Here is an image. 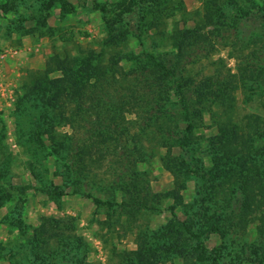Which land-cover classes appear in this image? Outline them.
Wrapping results in <instances>:
<instances>
[{
  "label": "rangeland",
  "instance_id": "obj_1",
  "mask_svg": "<svg viewBox=\"0 0 264 264\" xmlns=\"http://www.w3.org/2000/svg\"><path fill=\"white\" fill-rule=\"evenodd\" d=\"M151 1L0 0V264H259L246 249L261 239L257 211L243 212L235 178L213 182L209 170L229 172L217 121L243 133L264 123V0ZM197 35L205 40L173 46ZM50 58L68 59V81L25 96ZM155 62L174 71L173 89L189 84L187 102L204 80L229 101L201 114L189 147L141 132L151 80L141 69ZM243 148L264 179V134ZM175 178L180 199L157 198L159 212L134 199L165 195ZM208 181L221 184L203 191Z\"/></svg>",
  "mask_w": 264,
  "mask_h": 264
},
{
  "label": "trees",
  "instance_id": "obj_2",
  "mask_svg": "<svg viewBox=\"0 0 264 264\" xmlns=\"http://www.w3.org/2000/svg\"><path fill=\"white\" fill-rule=\"evenodd\" d=\"M151 2H154L153 0ZM264 2V1H263ZM101 12L104 14H108V12L104 9V7H100ZM210 11H205V16H210ZM205 40V36L197 35L192 37L184 36H174L172 38L173 46L178 50L187 43V45H196L198 42H203ZM185 41V42H184ZM89 59H85L81 61L78 67V72H86L85 69L90 67ZM151 59V58H150ZM153 60V59H152ZM151 62V60H150ZM153 67L151 70L144 67L141 69L142 72H148V76L145 77L144 83H147V80L151 79L149 84L144 85V90L146 93L147 100L145 102L144 109V125L141 128V132H143L146 136L145 138L148 140V134L154 137L157 144L160 146L169 145L171 147H176L183 149L185 147H189L191 143H196V138L192 133L193 130L197 129V123L201 120V114L210 110L209 106H215L218 99L214 96V92L210 91L209 82L204 80L200 83L199 86L196 87L195 93V105L194 103H189L186 101L185 96L182 91L184 88H187L189 85L185 83L183 86H176L175 89L172 88L171 83L173 81V76L175 75L172 69H168L165 67L163 63H152ZM71 66V63L68 59L65 60H56L54 58L48 59L45 64V70L43 72V76L40 80L33 79L31 81V85L27 86L25 96L36 98L39 94L43 92H48L49 86H54L57 82L64 83V75L65 84L68 81V68ZM55 68V69H53ZM59 71L61 72L63 78L52 80L48 78V74L51 71ZM85 74V73H84ZM143 74V73H142ZM252 72L249 73L251 76ZM71 82V78L69 77ZM142 89V88H141ZM177 90V91H175ZM176 92V93H175ZM223 94L221 91L219 92V96L221 97ZM43 95V94H42ZM57 92H54V96L52 95L48 98L45 95V102L55 99ZM40 96V95H39ZM177 96L176 100L173 101L172 97ZM41 97V98H42ZM212 97L215 99L213 100ZM218 103L219 106H224L229 103L228 99L225 97H221ZM217 103V104H218ZM42 117V115H41ZM46 119V117H45ZM51 119V118H50ZM49 119V122H50ZM216 120V119H215ZM218 120V119H217ZM217 131L218 135L215 141V144L218 146V150L221 155L219 159L224 161L225 164L228 165L229 172H225V175L222 176V170H218L216 172L214 170H209L211 176H213V182L216 181L217 178H222V180H226L229 182L231 180L236 179L233 183V189L231 192H238L242 195L243 204H244V213L249 214L250 211H257L258 213V221L260 230V241L248 246L246 249L252 253V255L257 258V262L259 264H264V179L260 173L259 169H255L251 163V160L246 157H239L237 155V151L244 149L243 147L246 145L247 139H253L255 136H260L263 133L261 129L264 126V123L260 118H253L251 122L248 124V130L244 132V130L239 129L236 124L232 122L230 118H225V120L217 121ZM46 127L43 123H34L32 127V131L36 134L39 142H42V128ZM182 126V127H180ZM183 134L181 137L180 134ZM42 144V143H41ZM62 147V145H61ZM92 149V145L88 148H84L81 156L90 155V150ZM264 151V150H263ZM56 154V153H55ZM164 161V160H163ZM178 179L175 178V182L173 184V188L166 193L165 195H154L150 193V191L141 189V197L139 195L134 196L136 202L141 204L143 209L156 210L159 212L160 207L158 203L159 200L157 198H171L172 200L180 199L179 190L181 184ZM221 180V181H222ZM207 182L206 186L203 185L201 188L207 191L213 190L214 185L220 186L221 182L210 183ZM179 188V190H178ZM135 187L131 189L132 193L135 191ZM77 193L76 191H73ZM61 194L58 193V196ZM81 197L92 199L91 194L88 193H77ZM156 198V199H155ZM94 202L99 203L98 199H93ZM110 206V205H109ZM243 215V214H242ZM245 219H241L239 221V225L243 226L245 224ZM242 228V227H240ZM142 251V248H141Z\"/></svg>",
  "mask_w": 264,
  "mask_h": 264
}]
</instances>
